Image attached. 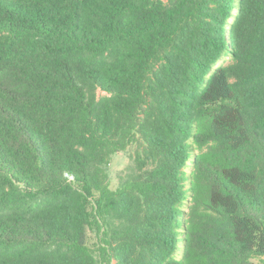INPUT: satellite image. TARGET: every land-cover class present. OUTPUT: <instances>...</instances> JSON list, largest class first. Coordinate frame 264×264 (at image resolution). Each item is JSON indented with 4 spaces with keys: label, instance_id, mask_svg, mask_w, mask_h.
Masks as SVG:
<instances>
[{
    "label": "trees",
    "instance_id": "16d2710c",
    "mask_svg": "<svg viewBox=\"0 0 264 264\" xmlns=\"http://www.w3.org/2000/svg\"><path fill=\"white\" fill-rule=\"evenodd\" d=\"M0 264H264V0H0Z\"/></svg>",
    "mask_w": 264,
    "mask_h": 264
},
{
    "label": "rangeland",
    "instance_id": "374dc122",
    "mask_svg": "<svg viewBox=\"0 0 264 264\" xmlns=\"http://www.w3.org/2000/svg\"><path fill=\"white\" fill-rule=\"evenodd\" d=\"M129 164L128 157L125 154L115 155L110 166V175L112 179V189H116L118 186L117 176L118 173L124 170Z\"/></svg>",
    "mask_w": 264,
    "mask_h": 264
}]
</instances>
